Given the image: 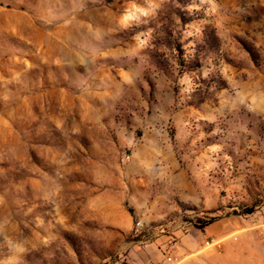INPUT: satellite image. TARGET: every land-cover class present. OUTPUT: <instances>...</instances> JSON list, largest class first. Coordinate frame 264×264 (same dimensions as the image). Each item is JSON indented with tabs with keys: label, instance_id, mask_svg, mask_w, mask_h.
Segmentation results:
<instances>
[{
	"label": "rangeland",
	"instance_id": "1",
	"mask_svg": "<svg viewBox=\"0 0 264 264\" xmlns=\"http://www.w3.org/2000/svg\"><path fill=\"white\" fill-rule=\"evenodd\" d=\"M168 253L264 264V0H0V264Z\"/></svg>",
	"mask_w": 264,
	"mask_h": 264
},
{
	"label": "built area",
	"instance_id": "2",
	"mask_svg": "<svg viewBox=\"0 0 264 264\" xmlns=\"http://www.w3.org/2000/svg\"><path fill=\"white\" fill-rule=\"evenodd\" d=\"M141 227V223L136 222L134 231L137 233L139 231V228ZM157 264H181L180 260L177 256H174L170 253L163 256L162 260L159 261Z\"/></svg>",
	"mask_w": 264,
	"mask_h": 264
},
{
	"label": "crops",
	"instance_id": "3",
	"mask_svg": "<svg viewBox=\"0 0 264 264\" xmlns=\"http://www.w3.org/2000/svg\"><path fill=\"white\" fill-rule=\"evenodd\" d=\"M151 257H153V255H152V253H151ZM144 259H146V258H144ZM153 260V259H152ZM157 264V263H156Z\"/></svg>",
	"mask_w": 264,
	"mask_h": 264
}]
</instances>
